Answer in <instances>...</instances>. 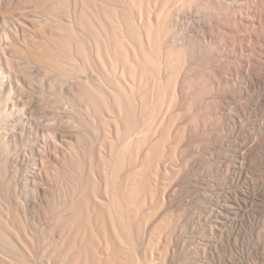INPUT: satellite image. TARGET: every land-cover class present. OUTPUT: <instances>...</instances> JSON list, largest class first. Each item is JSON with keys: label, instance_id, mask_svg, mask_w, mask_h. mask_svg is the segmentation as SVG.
Segmentation results:
<instances>
[{"label": "bare ground", "instance_id": "1", "mask_svg": "<svg viewBox=\"0 0 264 264\" xmlns=\"http://www.w3.org/2000/svg\"><path fill=\"white\" fill-rule=\"evenodd\" d=\"M199 1L0 0V264H203L200 223L234 225L250 142H207V157L227 146L218 170L232 192L202 212L187 196L204 187L185 180L187 125L164 118L184 40L172 29ZM144 89L169 91L160 116Z\"/></svg>", "mask_w": 264, "mask_h": 264}, {"label": "rangeland", "instance_id": "2", "mask_svg": "<svg viewBox=\"0 0 264 264\" xmlns=\"http://www.w3.org/2000/svg\"><path fill=\"white\" fill-rule=\"evenodd\" d=\"M195 9L197 11L195 14L198 15L195 18L183 19L180 25L182 30L179 26H176L178 29H172L176 30L175 34L173 33L175 36L177 33V36L181 37L180 40L184 39L180 45L173 46L174 52L172 51L169 55L175 63L181 62L178 63L181 65V70L177 72L179 78L177 74L174 76V73L169 74L164 71L162 80L164 87H167L168 79L171 80L172 75L174 76L173 82L177 83L175 92L178 97L170 111L161 115H164L167 121L171 118L169 115L171 114L176 124L185 122L184 126L187 125L184 148L188 156L186 167L188 176L186 175L185 180L194 176L201 187L204 184L199 195L194 194V186H189L187 196L189 195L188 198L192 200L194 206L202 208V212L211 210L210 207L214 205L209 199L211 196L219 195L217 197L219 199L232 192L229 191V181L225 172L223 173L225 164L222 160L227 155V146L224 145L219 154L215 153L208 157L207 151L204 153L205 157L203 151L212 145L211 143L216 142V139L223 144L236 142V140L250 142L252 147L244 159L246 163L244 164V160L241 161L247 172L246 180L241 181L232 192L233 197L236 196L235 206L237 207L233 214L234 225L227 226V230L222 231L223 233L221 230H216L214 234H211L209 229L212 218L209 221L203 220L198 228L199 239L201 237L199 242L202 243L203 248L205 247V251L203 248L201 250L203 264H264V0H200ZM176 12L175 18L178 15ZM166 50L162 54L165 56H163L164 59L167 56ZM168 75H171V78ZM176 77L178 80L175 79ZM173 82L170 83L173 84ZM171 90L174 89L171 88ZM145 91L147 90L144 89V94L147 93ZM161 93L158 99L165 102L166 95L169 93H166L164 98V92ZM147 95L148 93L145 96L146 104L149 105L147 108L149 115V111L153 108L150 106L153 104L154 109L151 110V115L160 116L161 108L159 107L163 102ZM153 99L156 102L158 100V104ZM181 107L182 112L184 111L182 114L184 119H175L177 110ZM87 142L86 146L91 147L92 150L96 149L94 146L99 143L96 139H88ZM91 143L93 146L89 145ZM122 149L118 148V150ZM117 152L115 151V155ZM235 160L237 164H241L240 161ZM219 166L223 169L220 170L221 173L218 170ZM189 180L187 181L190 184ZM217 184H221V188ZM214 185L216 189H212ZM202 192L207 193L209 197ZM227 192L228 194H225ZM255 192H259L261 196L250 198ZM245 196L250 201H247L248 205L244 206L243 211L242 197ZM186 215L187 218H185L190 223L192 213L189 211ZM188 235L190 237L191 233Z\"/></svg>", "mask_w": 264, "mask_h": 264}]
</instances>
